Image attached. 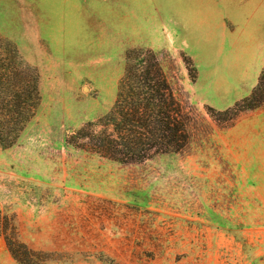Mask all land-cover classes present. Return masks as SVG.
<instances>
[{"label":"rangeland","instance_id":"1","mask_svg":"<svg viewBox=\"0 0 264 264\" xmlns=\"http://www.w3.org/2000/svg\"><path fill=\"white\" fill-rule=\"evenodd\" d=\"M229 17L236 36L248 23L264 38V0H0V35L38 69L42 97L0 148V264H23L4 235L35 250L34 264H264V146L225 140L232 124L252 136L264 115L207 109L233 107L242 89L221 84ZM133 48L158 54L188 144L129 163L68 145L109 112Z\"/></svg>","mask_w":264,"mask_h":264},{"label":"trees","instance_id":"2","mask_svg":"<svg viewBox=\"0 0 264 264\" xmlns=\"http://www.w3.org/2000/svg\"><path fill=\"white\" fill-rule=\"evenodd\" d=\"M190 60L195 81L198 72ZM41 99L40 72L24 60L12 41L0 35V148H8L18 140L35 116ZM262 106L264 67L252 92L233 107L219 111L208 105L207 109L213 117L230 114L229 119L235 121L242 112ZM189 121L158 54L151 49L133 48L127 52L125 72L109 112L73 133L67 143L116 162H140L184 149L190 139ZM4 237L17 261L34 264L35 250ZM20 248L25 252L23 257Z\"/></svg>","mask_w":264,"mask_h":264},{"label":"crops","instance_id":"3","mask_svg":"<svg viewBox=\"0 0 264 264\" xmlns=\"http://www.w3.org/2000/svg\"><path fill=\"white\" fill-rule=\"evenodd\" d=\"M229 19L235 29L232 30V28L228 26V29L221 30L220 42L222 43L220 44L219 50H221V58L224 61L222 66L223 73L221 76V84L235 81L240 85L242 89L237 92L236 96H234V94L232 96L236 103L249 95L259 81L261 71L264 67V38L261 40L262 35L257 37L256 33L253 34L255 38L251 37V34L255 31H248L246 28L248 23L245 24L244 30L240 29L243 33L236 36L238 32L236 30L242 22L236 21V17H229ZM245 32L250 33V35H245ZM226 38L228 40L227 45H225ZM253 41H256L258 48L257 46H255V48L252 47ZM257 42H259L260 45ZM208 60L213 61L212 53L208 56ZM221 90L223 93L222 96L224 97L232 92V90H228V88H222ZM247 111H256V113L264 115V106ZM232 125L233 126L229 127L228 137L225 139L227 145L240 147L241 145L246 144L245 142H250L252 140L255 145L264 146V130H261V128L264 129V126L260 125L261 127L259 131L256 132L257 129L254 130L253 135L247 138L239 133V129H237L238 124Z\"/></svg>","mask_w":264,"mask_h":264}]
</instances>
